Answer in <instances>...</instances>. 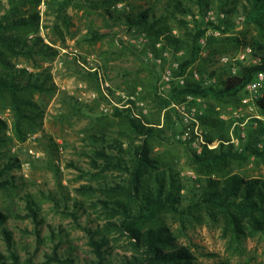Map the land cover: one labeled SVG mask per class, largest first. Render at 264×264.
I'll list each match as a JSON object with an SVG mask.
<instances>
[{"label": "trees", "instance_id": "16d2710c", "mask_svg": "<svg viewBox=\"0 0 264 264\" xmlns=\"http://www.w3.org/2000/svg\"><path fill=\"white\" fill-rule=\"evenodd\" d=\"M72 2L50 1L48 13L50 6H55L54 16L67 28L70 26L69 9L77 8L87 15L100 16L106 32L90 29L88 34L91 40L111 42L109 49L101 54L106 62L136 55L131 47L123 48L115 42L116 27H123L131 34L149 36L152 40L163 37L170 48L184 52L180 69L175 73L184 76V83L175 84L168 99L158 93L160 73L155 66L149 70L140 64L136 73H124V85L130 92L142 88L143 99L151 104L149 117L136 119L126 111H115L111 117L98 116L95 132H89L84 139L91 145L87 156L94 169L101 171L100 174H120L113 182L103 178L100 182L99 175L95 174L96 186L83 185L77 189L84 196H99L90 209H85L88 205L80 199L74 200L71 209L77 226L86 231L88 245L95 256L87 264H111L108 257L113 254L118 236L128 241L132 252L122 256L120 264H194V254L177 242L169 217L209 216L222 222L223 233L233 241L264 233V178L250 177L235 170L251 159L264 163V123L251 120L249 128L244 130V139L240 138V127L235 128L237 138L241 139L237 147L231 143L230 130L239 120L226 122L218 116L217 110L218 107L243 105L246 86L264 71V0H171L165 14L161 15L156 9H145L132 0H80L76 5ZM40 3L41 0H0V113L10 111L13 137L21 142L29 134L41 130L44 111L38 98L55 88L50 83L49 73H33L17 67L21 61L34 63L38 56L52 55L51 47L40 35ZM212 9H218L227 18L217 24L207 20L209 24L205 26L200 18L206 17L207 11ZM235 16L237 23L244 17L240 23L254 25L261 36L250 43H245L238 35L226 37L227 32L234 31L236 20L232 17ZM175 28L179 36L173 33ZM209 30L214 32L207 34ZM203 38L205 46L200 43ZM242 45L252 47V56L259 60L258 64L236 60L235 73L227 67L209 72L205 65H214L216 56L230 54ZM205 49L209 54L203 58ZM196 70L201 76L199 80L194 77ZM209 78H216V83L205 85ZM189 96L201 98L207 104L206 112L198 115L206 143L219 142L216 149L204 146L201 153L189 142L177 143L183 147L186 166L197 175L196 180L181 176L178 156L169 150L156 151L175 134L177 122L182 124L179 113L171 105L183 104ZM192 105L201 108L196 100ZM256 109L264 117V98L256 101ZM8 128L0 115V160L3 149L13 140L7 135ZM19 165L15 156L0 165V190L14 186V177L9 179L8 176ZM82 173L86 174L83 170ZM27 209L38 224L36 203L28 201ZM88 210L95 212L102 224L84 227L80 217L84 216L91 223ZM7 219L8 216L0 211L1 235L9 250L8 257L0 255V264H21L13 249L12 233L5 227ZM45 257L44 264H78L70 252L61 255L58 246Z\"/></svg>", "mask_w": 264, "mask_h": 264}, {"label": "rangeland", "instance_id": "374dc122", "mask_svg": "<svg viewBox=\"0 0 264 264\" xmlns=\"http://www.w3.org/2000/svg\"><path fill=\"white\" fill-rule=\"evenodd\" d=\"M50 1L62 0H41L38 11L41 24L40 35L51 47L52 55L49 57L38 56L34 63L27 60L21 61L17 67L25 68L33 73H49L52 79L50 83H53L55 88L53 92L44 93L38 98L44 111L41 130L35 134H29L22 142L13 137L10 111L6 110L0 113L8 123L7 135L13 137L11 143L3 149L4 154L0 165L11 156L17 157L20 162L19 168L11 171L8 176L9 179L14 177V186L0 190V211L8 216L5 227L12 233L13 249L19 256L21 264L46 263V254H51L56 246H58L61 255L70 252L78 264H87L88 261L95 259V256L88 245L86 231L77 226L71 216V209L75 199L85 201L88 205L85 206V209H90L91 203L99 196L96 198L84 196L77 192V189L83 185L96 186L98 179L94 176L95 174L99 175V181L103 178L108 182L118 180L120 174H100L101 171L94 169L87 156L91 145H88L89 141L85 143L84 139L89 132H95L98 116L111 117L115 111H126L131 115V112L128 109L115 108L103 98L99 93L96 75L83 70L80 64L87 63L89 60L94 61V64L102 70L105 78L109 81L110 95L114 101L123 103L125 106L130 102V97H135L137 102L144 103L147 112H139L140 119L151 115V104L143 99L141 87L131 92L125 87L123 75L125 72L136 73L140 64L149 70L155 65L146 61L139 53L118 61L106 62L101 54L109 49L111 42L108 39L91 40V36L88 34L90 29L99 30L101 33L106 32L101 17L90 16L83 10L72 8L67 11V16L70 19V26L67 28L61 20L54 16L53 12L57 9L55 6L51 5L50 13H48ZM79 1L73 0L72 4L76 5ZM132 1L145 9L149 7L156 9L158 15L164 13L171 2V0ZM212 10L216 14L220 12L218 9ZM236 18L237 16L232 17L234 21L236 20L234 31L227 32L226 37L238 35L245 40V43H250L253 38L261 36L260 31L254 25L238 24ZM200 21L205 26L209 24L204 16H201ZM58 31L63 34L59 35ZM212 32L214 31L212 30ZM114 33H116L115 42L119 46L130 48L126 38L131 32L123 27H116ZM173 33L179 36V30L176 28ZM248 45H242L237 51L219 56L236 59ZM208 54L209 52L205 49L202 57L206 58ZM235 63L236 60L231 66H227V69L232 73H234L232 68H235L233 67ZM105 65H108L107 69ZM205 66L208 67L209 72L217 67L216 62L212 66L210 63ZM155 67L160 73L158 67ZM143 75L144 73L141 76ZM194 106L197 107V105ZM134 108H136L135 105ZM200 109L205 113L207 104L205 107L201 105ZM217 110L220 113L218 116L226 122L233 121L235 123L239 120V124H232L230 130L231 138L234 139L237 138L235 128L248 129L251 120L254 119L264 123V117L256 108L251 109L241 105L238 108L233 106L218 107ZM182 124L177 122L175 134L156 151L169 150L178 156L182 169L181 176L187 180H196L197 175L186 166L183 147L177 144L183 142L177 138L178 135H182L185 129ZM202 132L205 130L203 129ZM240 141L241 139H239ZM190 146L195 149L192 144ZM82 170L86 174L82 173ZM235 170L250 177L264 178V163L256 162L254 159H251L243 167L238 165ZM28 201L36 203L39 208L38 224L30 216L27 209ZM88 211L91 214V223L87 222L84 216L80 217L84 227L93 228L102 224L95 212ZM80 212L84 213L83 210ZM168 221L170 228L177 236V242L181 246L189 248L194 254V264H220L221 262L264 264V233L262 232L244 237L239 241H233L230 236L223 233L222 222L213 220L206 215L203 218L197 216V219L169 217ZM7 247L0 228V255L9 256ZM113 248V254L108 257L111 264H120L122 256L132 254L128 241L120 236L116 238Z\"/></svg>", "mask_w": 264, "mask_h": 264}, {"label": "built area", "instance_id": "2783aa9c", "mask_svg": "<svg viewBox=\"0 0 264 264\" xmlns=\"http://www.w3.org/2000/svg\"><path fill=\"white\" fill-rule=\"evenodd\" d=\"M206 18L208 21L212 23H219V21H225L226 15L223 12H219L216 14L214 11H207ZM244 17H241L238 23L242 22ZM212 30H209L207 34H212ZM217 35L218 32H215ZM127 45L134 49L136 53H139L146 61L154 64L160 70V77L157 83L158 93L164 99H168L173 87L175 84H183L184 76L176 75V71H179L181 66V60L183 58V51H175L165 44L163 37L152 40L149 36L146 35H138V34H130L127 38ZM202 46L206 45V40L203 38L200 41ZM253 49L251 46L245 47V49L238 54L236 59H232L228 56H219L215 59L217 67H227L231 65L235 60H240L243 62L258 64L259 60L252 56ZM62 64V63H61ZM82 69L86 72H91L96 75L97 84L99 85V93L105 98L108 102L111 103L115 108L120 109H128L131 112L133 118L140 119L139 112H147L144 103L137 102L135 97H130V102L123 106V103H118L112 99V95H110V83L105 78V74L99 69L94 61L89 60L87 63L80 64ZM216 67V68H217ZM214 69V68H213ZM235 73L236 69L232 68ZM194 77L199 80L201 79L200 74L197 71H194ZM216 83V78H209L205 80V85L210 86ZM246 95L242 99V104L251 109L256 108V101L260 98H264V71L257 74L254 81L249 83L245 88ZM187 102L175 105L172 104L171 108L175 109L182 120L184 125V131L182 135H178V139L183 142H189L192 144L198 153H201L204 146H207L208 149L213 150L216 149L219 145V142H215L213 144H207L204 136L202 135L200 120L198 115H202V110L197 106L191 105L192 101L196 100L202 107H205L204 101L201 98H193L189 96L187 98ZM136 108H134V105ZM104 107V106H103ZM107 111V109H105ZM237 125V124H235ZM195 136V137H194ZM240 138H245V131L243 127H240ZM234 139L232 137L231 143L235 145H239V139ZM32 153V152H31Z\"/></svg>", "mask_w": 264, "mask_h": 264}]
</instances>
